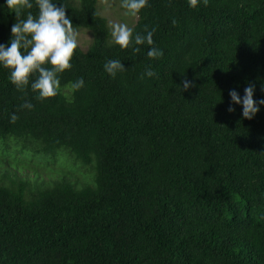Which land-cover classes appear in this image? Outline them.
Segmentation results:
<instances>
[{
    "label": "trees",
    "instance_id": "16d2710c",
    "mask_svg": "<svg viewBox=\"0 0 264 264\" xmlns=\"http://www.w3.org/2000/svg\"><path fill=\"white\" fill-rule=\"evenodd\" d=\"M30 2L17 18L0 0V45ZM53 3L92 38L55 97L0 65V264H264V0H148L128 49L97 0ZM249 84L251 120L229 95Z\"/></svg>",
    "mask_w": 264,
    "mask_h": 264
},
{
    "label": "clouds",
    "instance_id": "9594fccd",
    "mask_svg": "<svg viewBox=\"0 0 264 264\" xmlns=\"http://www.w3.org/2000/svg\"><path fill=\"white\" fill-rule=\"evenodd\" d=\"M209 0H203L207 6ZM9 10L19 18L25 9H32L33 4L30 0H6ZM38 6V17H34L29 11L26 19L16 22L11 27L12 39L10 46L0 45V65L10 70V81L19 91H25L30 83L33 74H38L31 89L38 92V98L43 100L55 97L61 91L59 74L72 68V58L76 49L79 47V32L73 27L71 19L66 17L65 7H57L53 0H35ZM148 5V0H122L121 7L126 9V15L137 17L139 12ZM190 7H197L198 0H189ZM175 23V21H173ZM146 35L136 34L134 37L135 45L145 42L153 45V33L145 27ZM111 36L115 44L121 49H128L133 45V28L126 23H112ZM22 49L24 51H22ZM139 48H133V52H139ZM150 59H159L163 52L155 47L147 52ZM50 64L51 67H46ZM105 70L113 77L117 73L126 71L120 60H109L104 65ZM146 75H155L150 69ZM192 83L187 79L182 81L183 91L192 87ZM72 91L84 87V80L80 78L76 82L66 85ZM245 94L241 97L236 91H231L232 102L243 106V117L251 120L258 112L259 107L253 99L254 85L249 84L244 90ZM264 105V100L258 102ZM21 107L31 109L33 105L26 102ZM229 112L235 111L229 107ZM18 116L12 114L10 122L15 123Z\"/></svg>",
    "mask_w": 264,
    "mask_h": 264
},
{
    "label": "rangeland",
    "instance_id": "374dc122",
    "mask_svg": "<svg viewBox=\"0 0 264 264\" xmlns=\"http://www.w3.org/2000/svg\"><path fill=\"white\" fill-rule=\"evenodd\" d=\"M120 5H121L120 0H97V8L100 14L106 18L110 29L112 23H126L128 24L129 27H133V25L137 20V17H131L129 15H126L125 14L126 11L123 10L120 7ZM2 7L4 9H8L7 4H4ZM77 30L79 32V46L83 50H85L90 44L92 38L91 34L87 30H83V29H77ZM110 41H113L112 36H110Z\"/></svg>",
    "mask_w": 264,
    "mask_h": 264
}]
</instances>
